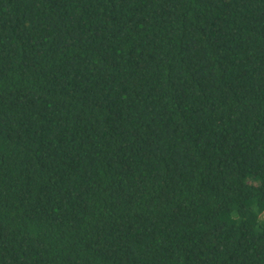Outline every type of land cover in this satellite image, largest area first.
Wrapping results in <instances>:
<instances>
[{
    "label": "trees",
    "instance_id": "obj_1",
    "mask_svg": "<svg viewBox=\"0 0 264 264\" xmlns=\"http://www.w3.org/2000/svg\"><path fill=\"white\" fill-rule=\"evenodd\" d=\"M0 264H264V0H0Z\"/></svg>",
    "mask_w": 264,
    "mask_h": 264
}]
</instances>
